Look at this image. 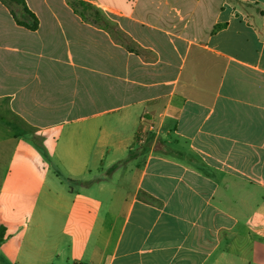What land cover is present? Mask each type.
<instances>
[{"label": "crops", "instance_id": "1", "mask_svg": "<svg viewBox=\"0 0 264 264\" xmlns=\"http://www.w3.org/2000/svg\"><path fill=\"white\" fill-rule=\"evenodd\" d=\"M22 1L0 264H264V0Z\"/></svg>", "mask_w": 264, "mask_h": 264}, {"label": "trees", "instance_id": "2", "mask_svg": "<svg viewBox=\"0 0 264 264\" xmlns=\"http://www.w3.org/2000/svg\"><path fill=\"white\" fill-rule=\"evenodd\" d=\"M15 2H17L19 4H23V7H24L25 11L28 13V15L35 20L33 25H28L26 22H20V21H17V23L21 26L29 28L30 30H36L38 27V22H37L36 16L27 9L26 4L22 0H15Z\"/></svg>", "mask_w": 264, "mask_h": 264}, {"label": "rangeland", "instance_id": "3", "mask_svg": "<svg viewBox=\"0 0 264 264\" xmlns=\"http://www.w3.org/2000/svg\"><path fill=\"white\" fill-rule=\"evenodd\" d=\"M11 4H12V2L11 1H13V2H15V0H8Z\"/></svg>", "mask_w": 264, "mask_h": 264}, {"label": "built area", "instance_id": "4", "mask_svg": "<svg viewBox=\"0 0 264 264\" xmlns=\"http://www.w3.org/2000/svg\"><path fill=\"white\" fill-rule=\"evenodd\" d=\"M143 139H141L140 141H142Z\"/></svg>", "mask_w": 264, "mask_h": 264}]
</instances>
